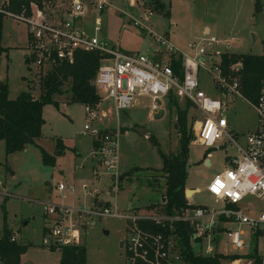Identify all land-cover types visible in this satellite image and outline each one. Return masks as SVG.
<instances>
[{
    "label": "rangeland",
    "instance_id": "374dc122",
    "mask_svg": "<svg viewBox=\"0 0 264 264\" xmlns=\"http://www.w3.org/2000/svg\"><path fill=\"white\" fill-rule=\"evenodd\" d=\"M159 1L165 4L164 9L170 12L169 16L155 10V0H110V5L101 13L95 9L86 12L83 28L94 36V20L99 18L100 31L97 35L127 52L150 54V50L156 47L146 30L134 24L137 20L156 33L167 34L173 45L183 53L189 52V43L214 36L220 42L219 49L264 54V0H257L261 9L259 13L255 12L256 0ZM206 29H209L208 33ZM2 45L7 50L1 57L0 77L8 83L9 97L14 99L22 92L29 91L34 98H39L41 80L51 68H37L34 63L28 62L30 46L27 27L4 18ZM207 66H211L210 63ZM200 78L201 87L214 95L210 75L201 71ZM63 90L62 95H55V99L60 102L59 107L47 104L43 108L45 124L42 137L37 140L38 146L29 145L23 151L7 155L4 141L0 142V237L6 221L11 235L18 242L30 245L21 256L20 264L60 263V251L53 244L44 242L46 204L87 207L92 198L82 189L86 184L89 191H98L100 199L111 202L119 211H124L129 203L141 208L159 207L161 195L165 193V177L161 170L163 159L159 151L167 156L179 152L178 124L177 128L175 125L177 109L173 103L164 100V114L155 119L146 108L150 100L142 98L133 108L119 113L122 132L119 176L126 172L130 175L119 182L116 195L114 192L108 193L112 189L111 182L103 177L94 179L92 176L93 142L84 133L85 106L68 103V85ZM181 103L180 106L184 107L185 104ZM99 105V111L108 112L105 123L111 125L113 121L116 124V118L110 112L111 105L105 101H100ZM197 116L195 109L189 108L188 128L194 140L189 147L186 182L187 186L199 190L196 193L189 192V196H192L190 203L220 210L222 202L210 195L206 188L216 175L228 168L227 159L236 156L237 149L226 138L213 149L195 143ZM226 118L232 127V136L244 145L245 136L257 119L254 107L245 99L237 98L228 104ZM58 138L68 147L66 153L57 158L54 166L45 165L40 147L53 155ZM154 141L159 145H155ZM6 166L11 168L12 173L6 171ZM60 183L67 186L66 190L58 189ZM241 208H248L251 214L264 212V200L250 197L241 204ZM226 225L235 226L230 222ZM126 226L122 218L105 216L97 220L94 226L80 231V234L84 233L80 244L87 248V264H130L125 250L120 247ZM243 229L247 234V246L242 251H236L225 234L220 235L214 245L224 254L244 255L251 252L256 242L255 235L247 226H243ZM192 247L197 254L200 247L195 242H192ZM258 251L264 256V235L258 239ZM170 264L187 263L180 259Z\"/></svg>",
    "mask_w": 264,
    "mask_h": 264
},
{
    "label": "built area",
    "instance_id": "2783aa9c",
    "mask_svg": "<svg viewBox=\"0 0 264 264\" xmlns=\"http://www.w3.org/2000/svg\"><path fill=\"white\" fill-rule=\"evenodd\" d=\"M109 5L110 0H30L21 10H12L11 0L0 3L3 19L9 18L27 27L30 46L27 60L35 67L52 70L59 63H73L78 52L101 56L93 84L100 101L111 105L110 112L112 117L115 116L116 124L106 125L108 112L99 111L100 102L99 106L84 105V133L93 142L94 179L103 177L109 180L112 189L108 193L116 195L119 191L122 134L119 113L133 108L142 98L150 100L146 108L152 115L164 114V100L169 102L173 98L180 104L181 101L185 105L189 103L198 113L195 143L213 149L226 138L237 149V155L228 157V168L216 175L206 188L210 195L222 202L220 210L195 206L188 200L191 206L166 213L164 198L159 207L141 208L129 203L124 211H119L109 201L100 199L98 191H89L84 184V193L92 198L87 207L46 204L45 244H53L56 249L81 245L84 233L80 234V231L94 226L102 217L112 216L127 223L123 249L130 264H170L180 260L181 242L175 233L177 222L187 223L193 229L191 241L200 247L197 255L221 253L214 243L222 234L236 251H242L247 246L243 226H247L252 234L264 231V212L251 214L248 208H241L250 197L264 200V88L257 102L251 104L257 113V126L246 134L245 144L241 145L232 136V127L226 118L228 104L243 98L241 84L237 76L224 73L221 55L227 51L218 48L220 42L217 38L211 36L191 42L189 52L183 53L167 34L156 33L135 20L134 24L146 30L154 40L156 49L150 54L123 51L97 35L99 18L94 20V36L83 28V18L88 10L101 13ZM240 67L235 65L232 70L236 72ZM201 71L210 75L214 95L201 87ZM66 188L64 183L58 185L60 191ZM228 222L235 226L228 227ZM151 226L161 229L154 231ZM12 240L17 238L12 236ZM234 262L253 264L248 258L230 264Z\"/></svg>",
    "mask_w": 264,
    "mask_h": 264
},
{
    "label": "trees",
    "instance_id": "16d2710c",
    "mask_svg": "<svg viewBox=\"0 0 264 264\" xmlns=\"http://www.w3.org/2000/svg\"><path fill=\"white\" fill-rule=\"evenodd\" d=\"M30 0H11V7L21 10L28 5ZM156 1L155 10L169 16L170 12L165 11V4ZM257 1V0H256ZM261 11L258 1L255 4V12ZM3 17L0 16V63L1 57L6 52L2 45ZM98 53L78 52L73 63H59L51 71L44 75L41 80V95L34 98L29 91L22 92L18 97H9V86L5 81L0 80V142L5 143V152L10 155L26 149L29 145L38 146L37 140L42 137V128L45 124L43 108L47 104L59 107V101L55 95H62L64 87L68 85L70 98L68 103H79L83 105L97 106L100 96L93 84V80L98 72L101 62ZM235 65H240L236 72L232 70ZM180 65L178 64V67ZM221 67L228 76H237L241 84V94L250 104H255L259 98L261 90L264 88V54H244L235 52H225L221 55ZM169 104L173 103L177 109L179 152L177 155H166L161 150L160 156L163 159L162 171L164 172L166 213H171L174 209H183L188 205L186 198V180L188 176L189 147L194 137L188 128V110L191 105L187 103L181 107L177 99H169ZM159 145L158 142H153ZM40 147V146H39ZM67 146L63 140L56 139V149L54 154H49L43 147H40L42 160L45 165L54 166L57 158L64 155ZM0 161V166H1ZM9 173L11 168L6 166ZM126 172L120 176V180L128 177ZM158 187L160 183L158 182ZM154 231L161 228L151 226ZM175 233L181 242V259L187 264H230L231 262L248 258L253 260V264H264V256L258 251V239L264 235L263 230L257 231L255 245L251 252L247 254H224L216 253L211 256L195 254L191 237L193 229L187 223L175 224ZM44 230V234H45ZM29 244L12 240V235L8 230L5 221L3 234L0 237V260L2 264H20L21 256L27 252ZM61 254L59 264H87V248L85 245L61 246L58 249Z\"/></svg>",
    "mask_w": 264,
    "mask_h": 264
},
{
    "label": "crops",
    "instance_id": "0c3cea01",
    "mask_svg": "<svg viewBox=\"0 0 264 264\" xmlns=\"http://www.w3.org/2000/svg\"><path fill=\"white\" fill-rule=\"evenodd\" d=\"M148 16V15H147ZM209 32V29H206V33H208ZM156 49V47L155 48H153L152 50H150L151 52H153L154 50ZM228 52H231V51H228ZM0 80H2L1 79V77H0ZM214 94H215V92H214ZM251 105V104H250ZM253 107V106H252ZM256 115H257V113H256ZM163 116V114H159V115H154V117H155V119H159V118H161ZM112 124V126L113 125H115L114 123H113V121L111 122ZM107 125V124H106ZM136 125V124H135ZM256 126H257V119H256V122H255V124H254V127L249 131V132H251L252 130H254L255 128H256ZM93 146V145H92ZM79 153V152H78ZM79 156H80V153H79ZM191 189V190H194L195 191V193H196V189H194V188H192V187H189V186H187V182H186V189ZM192 197V196H191ZM190 197V198H191ZM190 198H188V200L190 201ZM161 201L163 202L164 200H163V195H161ZM140 202V201H139ZM111 203V202H110ZM151 203V202H150ZM140 204V203H139ZM140 206H142L141 204H140ZM262 255V254H261ZM263 256V255H262ZM234 263H237V262H234ZM233 263V264H234Z\"/></svg>",
    "mask_w": 264,
    "mask_h": 264
},
{
    "label": "water",
    "instance_id": "95a60500",
    "mask_svg": "<svg viewBox=\"0 0 264 264\" xmlns=\"http://www.w3.org/2000/svg\"><path fill=\"white\" fill-rule=\"evenodd\" d=\"M175 125H176V128H177V123H175ZM209 164V161L207 162V165ZM192 192V191H194V190H191V189H187L186 190V198H190L191 196H189V192ZM163 200H164V197H163ZM123 246H124V242L123 241H121L120 242V247L123 249Z\"/></svg>",
    "mask_w": 264,
    "mask_h": 264
},
{
    "label": "bare ground",
    "instance_id": "6f19581e",
    "mask_svg": "<svg viewBox=\"0 0 264 264\" xmlns=\"http://www.w3.org/2000/svg\"><path fill=\"white\" fill-rule=\"evenodd\" d=\"M239 264V262H237Z\"/></svg>",
    "mask_w": 264,
    "mask_h": 264
}]
</instances>
